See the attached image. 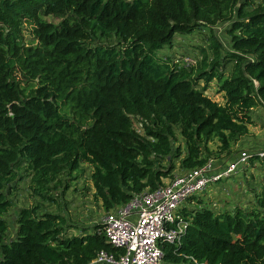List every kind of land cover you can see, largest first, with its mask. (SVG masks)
Segmentation results:
<instances>
[{"label":"trees","instance_id":"1","mask_svg":"<svg viewBox=\"0 0 264 264\" xmlns=\"http://www.w3.org/2000/svg\"><path fill=\"white\" fill-rule=\"evenodd\" d=\"M206 29L200 61L173 57L179 36ZM260 109L264 125V0H0V264H88L119 251L100 223L89 231L41 204L17 208L20 168L30 196L60 211L55 182L88 164L93 200L111 212L168 182L176 161L177 174L235 161ZM263 161L250 159L259 171ZM263 181L231 208L212 206L206 189L189 197L162 264H264Z\"/></svg>","mask_w":264,"mask_h":264},{"label":"built area","instance_id":"2","mask_svg":"<svg viewBox=\"0 0 264 264\" xmlns=\"http://www.w3.org/2000/svg\"><path fill=\"white\" fill-rule=\"evenodd\" d=\"M182 62L192 66L196 59L186 56ZM246 143L250 148H243L238 158L223 168L211 159L205 166L175 174L156 190L137 194L125 205L109 212L100 224L107 241L119 251L102 250L88 264H162L161 242L178 243L187 225L179 205L203 192L209 183L230 177L241 165L248 168L252 157L264 160V141Z\"/></svg>","mask_w":264,"mask_h":264},{"label":"rangeland","instance_id":"3","mask_svg":"<svg viewBox=\"0 0 264 264\" xmlns=\"http://www.w3.org/2000/svg\"><path fill=\"white\" fill-rule=\"evenodd\" d=\"M49 18V17H48ZM52 19V18H50ZM56 22L59 21V19H55ZM228 24H218L215 28L218 32V37L222 41H226L227 37L229 36L228 30H227ZM32 27L29 25L26 27L24 33L26 36V40H32L34 37L31 34ZM214 29V30H215ZM201 32H206L209 36L210 30L206 29L204 31H196L194 34L191 35H181L177 38L178 45L175 47L176 51L173 54V57H179V60L182 61V58L186 56H191L193 58H199L198 61L202 59V52L200 50V44H204L203 40L201 38ZM210 94L211 97L219 102H223L222 94L218 93L217 91V85L214 82L211 85L210 88ZM260 111L257 112H261ZM259 114V113H258ZM257 115V114H256ZM264 115V114H260ZM257 122V127L263 130H261L260 133L262 135L258 134L255 135V138H261L264 137V125L262 124L263 120L260 118L255 119ZM255 125H253L254 131L257 130V128H254ZM135 128L138 131H141V125L138 122H135ZM250 134V133H249ZM251 134H253V131H251ZM245 138V137H244ZM242 138V139H244ZM242 139H239L238 142L236 141L233 144L232 151L234 154L238 153L239 149L243 148H250L246 142H242ZM210 147L214 150H216L217 142H213L209 144ZM212 157H214L212 155ZM214 159V158H212ZM176 164V170L174 171L175 174H177L179 171V161L175 162ZM240 166L239 170L232 174L230 177H224L219 182H211L207 186V192L212 194V200L211 204L214 207H222L226 206L229 208L230 206L234 204L242 205L243 203H251L253 200V191L252 188V181L253 179H258L261 182L264 180V165H260V171L261 174L259 175L260 171L255 169L254 166L248 165L249 170L245 171V169H248L247 167ZM242 167V171H241ZM81 171L77 170L73 172L72 174H69L67 172H63L59 177L58 181L55 182L52 194L57 197L58 201L62 205V209L59 210L57 205L44 201L40 197L33 196L31 197L29 194V189H27V185L29 184V176L27 175L26 170L22 167L19 169V176L18 179L21 181L14 182L13 185L17 187L16 190L13 191L11 198L13 199V202L15 203L16 207H23V206H33L36 204H41V208L43 210H48L55 213H63L67 221L69 222V219L72 221L82 225L86 224L88 226L89 231H93L92 227L95 224L101 223L102 219L109 213L101 206L100 203H96L93 200V192L94 187L91 181V173H92V167L88 164H82ZM253 174V175H252ZM264 183V181H263ZM70 184L69 187L66 189L65 185ZM227 185L229 190L226 188L222 189V185ZM56 185V186H55ZM238 191V193H236ZM32 194V193H31ZM229 195V196H228ZM224 196L226 198L224 199ZM187 205V201L182 202L179 205V208L182 209L184 206ZM231 208V207H230ZM16 212L12 211L9 215L12 214L13 219L16 220ZM75 232L74 230H71V232ZM81 233V232H77Z\"/></svg>","mask_w":264,"mask_h":264},{"label":"crops","instance_id":"4","mask_svg":"<svg viewBox=\"0 0 264 264\" xmlns=\"http://www.w3.org/2000/svg\"><path fill=\"white\" fill-rule=\"evenodd\" d=\"M258 113H260V112H257V118H260V116H259ZM254 120H255V119H254ZM254 128H257V130H256V131L252 130V129H253V127H252V128L250 129V134H249L248 136L245 137L244 142H248V144H251V142L253 143V141H260V142L264 141V137H261V138L259 137L258 139L254 137L255 135H258V134L261 132V130H263V129L260 130V128L257 127V125H255ZM251 131H253V134H251ZM260 134L262 135V133H260ZM260 134H259V135H260ZM223 188H226V189L229 190V188H228L227 185L225 186V185L222 184V189H223Z\"/></svg>","mask_w":264,"mask_h":264}]
</instances>
